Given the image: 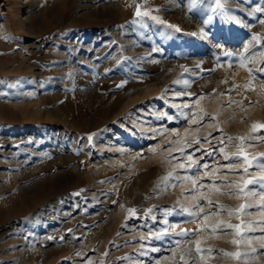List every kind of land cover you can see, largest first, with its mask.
I'll list each match as a JSON object with an SVG mask.
<instances>
[{
	"label": "rangeland",
	"instance_id": "374dc122",
	"mask_svg": "<svg viewBox=\"0 0 264 264\" xmlns=\"http://www.w3.org/2000/svg\"><path fill=\"white\" fill-rule=\"evenodd\" d=\"M222 3L244 23L212 14L208 0H0V264H179L195 245L171 226L175 233L200 226L191 240L213 250L200 264H242L221 250L252 248L246 264H264V231L255 223L264 221L255 207L264 193L211 188L264 175L229 172L223 165L232 161L219 151L241 150L250 162L264 154V139H237L264 137L252 127L264 125V78L254 74L264 68V13L254 11L264 0ZM135 5L159 9L150 14L165 23L135 17ZM202 27L210 40L192 35ZM242 54L254 62L241 67ZM181 163L208 168L183 180L190 172ZM202 194L227 208L254 207L239 220L221 213L193 221L181 208L198 202L217 211ZM217 220L253 222L252 243L231 230L212 233Z\"/></svg>",
	"mask_w": 264,
	"mask_h": 264
},
{
	"label": "snow or ice",
	"instance_id": "6c2138e0",
	"mask_svg": "<svg viewBox=\"0 0 264 264\" xmlns=\"http://www.w3.org/2000/svg\"><path fill=\"white\" fill-rule=\"evenodd\" d=\"M204 3V0H192V3ZM208 4L210 6V12L214 15H217L219 17H221L222 19L225 20V22L227 23H232L235 22V24L240 25L243 24L244 21L240 18H237L236 16H232V15H227L226 12L224 11V3H222V0H208ZM215 5L214 7H212L211 5ZM131 6V5H130ZM136 7V11L134 13V16L137 18H141V17H146V18H150L152 21H155L159 24H164L165 22L163 20H161L158 16H152L150 13L151 11L155 10V11H159V9H149L144 11L143 13H141L140 8L143 7L142 5H135ZM255 12L258 13H264V7H257L254 9ZM213 20V15H209L205 20H203V24L208 25L211 21ZM139 20H134L132 21V23H138ZM259 23L261 25H264V19H259ZM168 28H172L174 29L176 32H180L181 29L176 26V25H172V24H167ZM193 36L199 35L203 40H210L212 38L210 30H206L205 28H200L198 33L194 32L192 33ZM257 39V36L253 35L252 36V40L255 41ZM215 46L218 49L223 48V45L219 42L216 41ZM249 51V47L248 45L244 46V52L247 53ZM226 56H231L232 53L231 52H225L224 53ZM261 57H264V52L260 53ZM255 60V56H243L242 54V59L240 61V66L241 67H245L246 64L248 62H254ZM231 66V64L229 65ZM249 73H253V69L249 68L248 69ZM259 75L261 78H264V68H259L257 70H255V73ZM189 83V81H185V84L187 85ZM122 85H118V87H120ZM247 87V85H246ZM229 91H231V89H229ZM188 105H184V107H187ZM165 116L167 119H172L171 116H167V114L165 113ZM214 119V117H213ZM253 131L255 132L257 129L260 128H264V125L262 124H254L253 126ZM96 135L95 133L93 134H89L88 135V140L91 141L93 139V136ZM208 138L205 137V140H207ZM232 137H228V140H232ZM237 139L240 140H245V139H264V137H237ZM195 143H199V140L195 141ZM221 143H223V141H221ZM183 151V150H181ZM195 151H200V149H195ZM220 153L223 154L225 156L226 160H231L232 162L227 163L225 165H223L224 168H226L229 172H237V173H243L245 175L250 173V169H255L261 172H264V154H260L259 156H256L252 159V161H249V157L247 155H241V150H238L236 153H233L231 156H229L227 153L224 152V149L221 148L219 149ZM194 152L188 154V160L192 161L193 160V156H194ZM204 155L207 156H212L213 153L211 151H204ZM240 161L243 162V167H241L240 165ZM181 168H184L187 172H190V175H186L185 177H183V180H188V179H192L193 176H195L196 171L199 170V168L203 167V168H208V165L205 163L203 165H195L193 166L192 164H188L185 165L183 163H181L179 165ZM213 171H216V169H213ZM172 176V173H168L167 176H165L163 179L164 180H168L170 177ZM177 179H181L180 177H177ZM221 184L224 186L223 189L219 188L216 186V182L213 181L211 188L213 191L219 192L220 194L223 195H237V196H245V197H250V196H254L257 193H264V175H260V176H254L251 179L245 180L244 181V186L242 187L238 182L236 181H229L226 178L223 179L221 181ZM200 188H204L205 185L200 184L199 185ZM197 188V183L195 180H193V190H195ZM84 190L81 189L79 192H75L72 193L71 195L73 196H78L81 194V192H83ZM201 199H204L207 206L208 207H213L215 206L217 211L216 212H209V213H205L204 212V205L199 204L198 202L196 204L193 205V207L191 208H181V212L186 213L189 217L192 218V220H196L199 219L201 216H203L204 220L207 221L209 216H219L221 213H226L229 217H235L236 219H240L241 215H247V209H250L252 207H254V205L252 204H244L241 203L240 205H238L236 208H227L224 205L220 204L218 201L214 202L211 199L207 198L206 196H203V194L201 195ZM262 199H264V197H262ZM115 203V201L113 202ZM255 207H257L258 209L264 210V204L261 205H256ZM129 214H135L136 209H128ZM152 209H148L146 212V215L151 214ZM166 223V222H165ZM256 224L261 225V230L264 231V221H257L255 222ZM174 227L175 226H171V229L173 230V234L175 236L178 237H185L188 238V242L190 244H194L195 247H189V248H185L183 250V252H181L179 254V264H200V261L203 257L204 253H208V254H212L213 250L212 249H202L200 247V241L196 240V241H192L191 240V236L195 235L197 231H199V227L197 229L194 230H181L178 233L174 232ZM205 228H207V225H204ZM242 229L247 230V231H243ZM211 232L216 234V233H223L225 235L228 234V230H231V234L232 235H241L242 236V240L244 243L246 244H250L252 243V241H250L248 239L247 233L250 231H253V222H249L247 224H245L243 221H241L240 224H232L229 221H225V220H217L216 223L211 227ZM71 231V230H69ZM170 229L169 228H165L162 232H157L156 234V238L159 239L161 235H168L169 234ZM49 239H53V237H49ZM143 239V237H142ZM261 240H264V237L260 238ZM183 243L182 240L177 239L175 241V245L176 248L178 249L179 246ZM232 244L234 245H239L241 243V241L235 240L233 239L231 241ZM155 250V249H153ZM256 253V249L252 248L251 252H223L221 250V254L223 256L226 257H230V258H235L237 260H240L242 262V264H246L248 258L250 256H252V254ZM176 253L174 252V255Z\"/></svg>",
	"mask_w": 264,
	"mask_h": 264
}]
</instances>
